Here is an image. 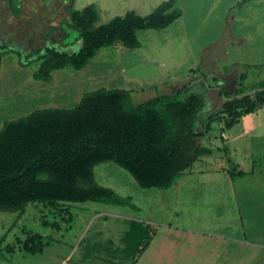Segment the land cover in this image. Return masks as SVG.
Masks as SVG:
<instances>
[{"label":"rangeland","instance_id":"1","mask_svg":"<svg viewBox=\"0 0 264 264\" xmlns=\"http://www.w3.org/2000/svg\"><path fill=\"white\" fill-rule=\"evenodd\" d=\"M48 1L55 8L50 18L40 0H21L19 16L0 2V37L9 36V42L28 51L43 45L54 26L59 49H78V32L65 23L61 0ZM163 1L75 0L73 9L94 4L99 23L105 24L128 11L147 15ZM259 3L177 0L182 17L163 30L138 31L139 47L117 42L97 51L82 70L65 67L48 82L32 78L39 62L21 67L10 52L0 67V129L36 110L70 109L83 94L100 88L136 90L166 75H188L182 88L206 99L194 128L202 132L206 116L223 104L220 90L234 94L241 84L251 89L264 80V6ZM211 40L215 43L200 54ZM178 41L186 45L178 47ZM187 66L192 70L185 74ZM212 68L216 73L210 74ZM235 125L226 130L222 122L214 123L196 141L214 155L201 157L167 190L139 187L114 163L95 166L96 182L131 197L137 210L96 202L0 210V264H264V106ZM131 221L154 232L145 252L132 260L106 254L105 247L122 248L120 239Z\"/></svg>","mask_w":264,"mask_h":264},{"label":"trees","instance_id":"2","mask_svg":"<svg viewBox=\"0 0 264 264\" xmlns=\"http://www.w3.org/2000/svg\"><path fill=\"white\" fill-rule=\"evenodd\" d=\"M40 1L43 15L52 17L53 4ZM74 1L60 3L67 15L65 23L78 32V49H59L61 42L54 35V26L43 36V45L28 51L9 42L11 37L2 36L0 67L3 57L12 52L21 67L39 62L32 78L48 82L53 72L65 67L82 70L97 51L117 42L126 48H137L138 31L163 30L182 16L176 0H166L147 15L128 11L100 24L94 4L75 10ZM249 1L241 0V4ZM0 2L13 15L21 14V0ZM220 96L223 104L206 116L202 132L194 128L206 99L188 86L176 94L155 96L139 104L133 103L127 90L100 88L83 94L70 109H41L4 122L0 129V210L22 212L32 203L85 202L137 210L131 197L99 185L94 167L114 163L141 188L169 189L201 157L214 155L212 149L196 145L198 139L212 131L214 123L222 122L229 130L241 117L264 106V80L251 89L241 84L234 94L220 90ZM153 237L148 225L131 221L120 239L122 248L109 246L103 251L132 260L145 252ZM29 252L34 253L31 249Z\"/></svg>","mask_w":264,"mask_h":264},{"label":"crops","instance_id":"3","mask_svg":"<svg viewBox=\"0 0 264 264\" xmlns=\"http://www.w3.org/2000/svg\"><path fill=\"white\" fill-rule=\"evenodd\" d=\"M236 1V0H235ZM252 1V0H251ZM251 1L247 2V3H250ZM256 2H260L259 4L263 5L264 6V1L262 0H256ZM160 4V3H159ZM158 4V5H159ZM156 5V7L158 6ZM175 6L177 7V0H176V4ZM233 5L232 4H229L228 6V9L227 11L230 10V8L232 7ZM178 8V7H177ZM180 9V8H179ZM226 11V13H227ZM182 17V16H181ZM226 18V14H223L222 16V19H225ZM180 19V18H179ZM177 21V20H176ZM175 21V22H176ZM174 23V22H173ZM172 23V24H173ZM171 24V25H172ZM148 31H151V30H148ZM239 41V40H238ZM177 43V46L178 47H183L184 45H186V43H182L180 41L176 42ZM215 43V40H211L210 42H207V44L205 45H202L201 47V51H200V54H202L206 49H208L211 45H213ZM204 54V53H203ZM204 57V55H203ZM200 63V62H199ZM214 63V62H212ZM163 65V63H161V66ZM215 65V64H214ZM192 67L191 66H187V68L185 69V74H186V71H188L190 73V71L192 70L191 69ZM198 71H200V69L197 68ZM215 71L216 70H213V68L211 69L210 71V74H213V73H216ZM164 74H165V69H163L162 71ZM167 73V72H166ZM199 74V73H198ZM201 74V72H200ZM208 74V73H207ZM201 76H203L201 74ZM169 76L166 75L165 78H163L162 80L158 79L157 81L158 82H153L151 84H148L147 86H143V87H140L136 90H134L133 88L127 90L130 92V97H131V100L133 101L134 99H142V98H146L145 101L155 97V96H159V95H173V94H176L177 92H179V90L183 87V82L184 81H187L189 80L188 78V75H186L185 77L182 75H179V76H174L173 78H168ZM214 89L213 90H217L215 87H213ZM220 95V94H219ZM236 126V125H235ZM234 126V127H235ZM234 127H232L231 129L229 130H232Z\"/></svg>","mask_w":264,"mask_h":264}]
</instances>
